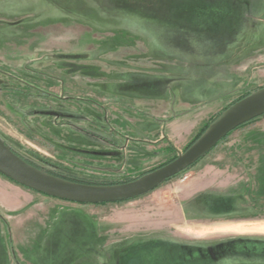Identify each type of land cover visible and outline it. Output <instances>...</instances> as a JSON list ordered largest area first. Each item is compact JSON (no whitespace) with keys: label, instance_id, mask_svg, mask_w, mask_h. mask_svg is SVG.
Returning <instances> with one entry per match:
<instances>
[{"label":"rangeland","instance_id":"obj_1","mask_svg":"<svg viewBox=\"0 0 264 264\" xmlns=\"http://www.w3.org/2000/svg\"><path fill=\"white\" fill-rule=\"evenodd\" d=\"M197 1L172 15L176 0H0V141L92 184L183 153L194 126L264 88V0L204 1L203 14ZM180 112L184 139L170 125L162 152L152 122ZM127 139L146 140V156L113 147ZM13 185L0 184V264H264V116L128 201Z\"/></svg>","mask_w":264,"mask_h":264},{"label":"water","instance_id":"obj_2","mask_svg":"<svg viewBox=\"0 0 264 264\" xmlns=\"http://www.w3.org/2000/svg\"><path fill=\"white\" fill-rule=\"evenodd\" d=\"M264 115V88L228 107L207 130L175 159L129 182L89 185L51 176L22 160L0 141V174L32 191L74 203L100 204L143 195L204 157L227 134Z\"/></svg>","mask_w":264,"mask_h":264},{"label":"crops","instance_id":"obj_3","mask_svg":"<svg viewBox=\"0 0 264 264\" xmlns=\"http://www.w3.org/2000/svg\"><path fill=\"white\" fill-rule=\"evenodd\" d=\"M207 2L206 4H212L213 5V3H216V2H213V1H211V0H200V7H201V12H202V14H203V12H204V6H203V2ZM181 3V4H178V5H176L177 3ZM198 1L197 0H176V2H175V4L174 5H169L168 6V8L169 9H167L168 10V12L167 13H169V14H172V15H180V14H182V13H189V11L191 10V5L193 4V3H197ZM184 5H183V4ZM188 3V4H187ZM201 20H202V17H201ZM244 51H245V47H243L241 50H240V54L241 55H243L244 54ZM195 77H198L197 75H194ZM219 99H221V98H216V100H219ZM190 105V109H189V111L188 110H186V111H184L185 113H187V112H191V108H193V106H192V102L189 104ZM182 107H187L186 105L184 106V104L183 105H181ZM181 114V112L180 113H178V114H175L174 116H172L170 119H167V120H165V119H162L161 118V120L157 123V122H152L153 124H152V129L155 131H157V129L158 130H160L161 132L163 131V133H161V135L159 136L160 137V139H162V141H165L166 143H165V145L163 146V147H159V150H161L162 152H167V150L168 149H166V147L168 146V147H170V149H172L173 150V142H171V139H170V137L168 138V136H167V134L166 133H164V131L166 130V128L167 127H169L170 125L172 126V128L173 127H178V130H177V134L178 135H176V133L174 134V135H176V137H177V140H180V139H184V136H182L181 135V131H182V129H180V125H178L177 123H179V121L180 120H177V117L179 116ZM182 114H183V112H182ZM162 117H164L165 118V116H162ZM201 126V125H200ZM196 128H197V130H198V126H194V128H193V130L190 132L191 134H190V136H189V138L191 139H193L194 138V136H195V134H196V132H197V130H196ZM196 130V131H195ZM173 131H174V128H173ZM165 134V135H164ZM185 136H186V134H185ZM260 138L262 137V135L261 136H259ZM174 139V138H173ZM260 141H259V143L260 142H262V140L261 139H259ZM145 141L146 140H138V139H135V140H130V139H127L126 140V142H125V144L124 145H119L118 143H117V141H116V143L113 145V147L114 148H119L120 150H123L124 149V151L123 152H125V158L126 159H130V158H134L135 156H138V155H133V154H131V152H133V150L135 149V147H136V150L138 149V151H137V154L139 153V157H137V158H140L141 156L142 157H145L146 156V154H142L143 152H146V149L144 148V147H146L145 145H146V143H145ZM175 142H176V140H174ZM175 142H174V144H175ZM180 142H181V140H180ZM161 148V149H160ZM154 150H155V148H154ZM161 152V156H164V154ZM0 184H3V185H5V186H9V187H12V186H14L12 183H10V182H3V181H1L0 180ZM13 189H15L16 191H21L22 189H19V187H17V186H14V187H12ZM20 188H23V187H20ZM22 192V191H21ZM260 229L261 228H264V225L263 226H260L259 227ZM258 228V229H259ZM262 232V231H261Z\"/></svg>","mask_w":264,"mask_h":264},{"label":"trees","instance_id":"obj_4","mask_svg":"<svg viewBox=\"0 0 264 264\" xmlns=\"http://www.w3.org/2000/svg\"><path fill=\"white\" fill-rule=\"evenodd\" d=\"M251 93H247V94H245L244 96H242V97H240V98H238L236 101H233L230 105H229V107L231 106V105H233L234 103H236V102H238V101H240L241 99H243V98H245V97H247L248 95H250ZM228 108V107H227ZM226 108V109H227ZM225 109V110H226ZM224 110V111H225ZM223 111V112H224ZM222 112V113H223ZM222 113H219V114H217V115H215V116H213L207 123H206V125H204L203 127H202V129L194 136V138L187 144V146L184 148V151L186 150V149H188L206 130H207V128L209 127V125H211ZM262 116H264V115H262ZM262 116H260V117H262ZM260 117H258V118H260ZM258 118H256V119H258ZM256 119H253V120H251V121H249V122H247V123H245V124H243V125H241L240 127H238V128H236L235 130H233V131H231L229 134H227L222 140H221V142L223 141V140H225L230 134H232L234 131H236V130H238V129H241V128H244V127H246V126H248L249 124H251L252 122H254ZM220 143V142H219ZM218 143V144H219ZM217 144V145H218ZM216 145V146H217ZM215 146V147H216ZM215 147H213L210 151H212ZM11 150V149H10ZM11 151H13V150H11ZM183 151V152H184ZM209 151V152H210ZM14 152V151H13ZM208 152V153H209ZM17 156H19L22 160H24L26 163H28L29 165H31V166H33V167H35V168H37V169H39V170H41V171H44V170H42V169H40L39 167H37L36 165H34L33 163H31L30 161H28V160H26V159H24V158H22L20 155H18L16 152H14ZM207 153V154H208ZM177 156H173V158H171L168 162H170V161H172L173 159H175ZM203 158V157H202ZM201 159H199L198 161H200ZM197 161V162H198ZM168 162H165L164 164H162V165H160L159 167H161V166H163V165H165L166 163H168ZM197 162H195L193 165H191L189 168H192ZM45 173H47V174H49V175H51V176H54V177H56V178H60V179H63V180H67V181H71V182H76V183H81V184H90V185H113V184H92V183H87V182H81V181H78V180H74V179H70V178H65V177H62V176H59V175H56V174H54V173H52V172H49V171H44ZM1 175V174H0ZM3 176V175H2ZM5 177V176H4ZM7 178V177H6ZM10 180V179H9ZM12 181V180H11ZM129 181H131L130 179L129 180H126V181H124V182H121V183H126V182H129ZM167 181V180H166ZM165 182V181H164ZM163 183V182H162ZM115 184V183H114ZM139 196H141V195H139ZM139 196H136V197H134V198H131V199H135V198H137V197H139ZM131 199H127V200H120V201H114V202H107V203H117V202H123V201H128V200H131ZM61 200V199H60ZM72 203H74V202H72ZM78 204H81V203H78ZM100 204H105V203H100Z\"/></svg>","mask_w":264,"mask_h":264},{"label":"bare ground","instance_id":"obj_5","mask_svg":"<svg viewBox=\"0 0 264 264\" xmlns=\"http://www.w3.org/2000/svg\"><path fill=\"white\" fill-rule=\"evenodd\" d=\"M13 182V181H12ZM15 183V182H14ZM17 184V183H16ZM19 185V184H18ZM21 186V185H20ZM23 187V186H22Z\"/></svg>","mask_w":264,"mask_h":264},{"label":"flooded vegetation","instance_id":"obj_6","mask_svg":"<svg viewBox=\"0 0 264 264\" xmlns=\"http://www.w3.org/2000/svg\"><path fill=\"white\" fill-rule=\"evenodd\" d=\"M158 168V167H157ZM152 170H154V169H152ZM151 171V170H150ZM149 172V171H148ZM145 174V173H144Z\"/></svg>","mask_w":264,"mask_h":264}]
</instances>
